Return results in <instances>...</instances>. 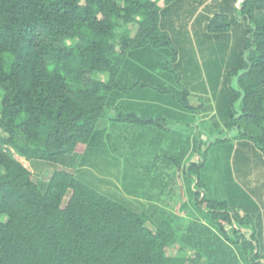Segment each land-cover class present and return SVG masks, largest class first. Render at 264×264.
I'll return each instance as SVG.
<instances>
[{"label":"trees","instance_id":"16d2710c","mask_svg":"<svg viewBox=\"0 0 264 264\" xmlns=\"http://www.w3.org/2000/svg\"><path fill=\"white\" fill-rule=\"evenodd\" d=\"M263 233L264 0H0V264H264Z\"/></svg>","mask_w":264,"mask_h":264},{"label":"rangeland","instance_id":"374dc122","mask_svg":"<svg viewBox=\"0 0 264 264\" xmlns=\"http://www.w3.org/2000/svg\"><path fill=\"white\" fill-rule=\"evenodd\" d=\"M131 27L134 28V26L131 25ZM235 31L230 32V35L232 37H234L235 35ZM220 37L221 39V35L217 36ZM231 37V38H232ZM233 39V38H232ZM215 41V40H214ZM218 41V40H216ZM196 49H199L198 47ZM198 53L200 54V51H198ZM231 55V53H230ZM229 61V59H228ZM200 64L202 65L203 60L200 58L199 60ZM227 63H224V65H226ZM204 69L206 71V67L204 66ZM228 156V155H227ZM20 161L23 162V164L25 166H27L32 172H33V179L36 183L40 184L41 186H45L47 181L49 180L51 174L56 171V170H72L73 166H68L66 163L64 164H54V163H50V162H45V161H27L25 160L23 157H19L16 156ZM229 159H226L225 161V156L222 158L223 163H222V169H215L213 168V162L210 161V163L207 164V169H206V174L205 176H211L213 177L212 179H209L210 184H212V194L216 197V198H227L232 196V192L227 189V180L228 178L231 176L232 170L230 171V165L232 166V161L230 159V157L228 156ZM33 162V163H32ZM231 163V164H230ZM91 172L95 173L92 169H90ZM97 172V171H96ZM91 176L89 175H85L87 179H89L92 182H97L99 181L98 178H102L101 176H99L98 174H95V176H93L91 173H89ZM235 175V173H234ZM209 178V177H208ZM115 179V178H113ZM98 183V182H97ZM101 185V183H100ZM118 185L120 187V181L118 182ZM115 188V187H114ZM117 189V188H116ZM117 193L120 194L119 189H117L116 191ZM183 217H186V215L183 216V214H181L179 216L180 220H184ZM262 249L264 251V233L262 235Z\"/></svg>","mask_w":264,"mask_h":264}]
</instances>
